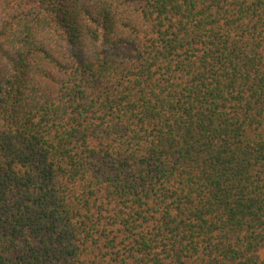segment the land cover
<instances>
[{"label":"trees","instance_id":"1","mask_svg":"<svg viewBox=\"0 0 264 264\" xmlns=\"http://www.w3.org/2000/svg\"><path fill=\"white\" fill-rule=\"evenodd\" d=\"M264 0H0V264H264Z\"/></svg>","mask_w":264,"mask_h":264},{"label":"rangeland","instance_id":"2","mask_svg":"<svg viewBox=\"0 0 264 264\" xmlns=\"http://www.w3.org/2000/svg\"><path fill=\"white\" fill-rule=\"evenodd\" d=\"M259 255L264 258V246L260 249Z\"/></svg>","mask_w":264,"mask_h":264}]
</instances>
